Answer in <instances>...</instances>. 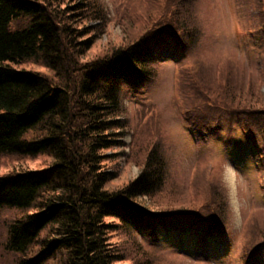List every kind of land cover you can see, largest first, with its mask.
Segmentation results:
<instances>
[{
	"label": "trees",
	"instance_id": "trees-1",
	"mask_svg": "<svg viewBox=\"0 0 264 264\" xmlns=\"http://www.w3.org/2000/svg\"><path fill=\"white\" fill-rule=\"evenodd\" d=\"M253 2L264 11L263 0ZM156 8L160 24L98 54L94 44L107 21L99 0H0V156L20 159L0 173V216L7 219L0 264H166L143 247L141 232L155 237L157 229L184 227L202 243L223 237L231 216L223 183L198 165L191 196H184L161 133L133 135L134 179L123 181L107 166L125 146L124 88L155 82L156 49L181 56L202 35L192 0H162ZM197 65L177 71L178 119L207 126L213 118L218 130L223 118L237 116L264 158V104H234ZM248 81L254 96L259 83ZM190 128L200 141L204 132ZM27 158L39 162L31 168ZM252 220L248 230L264 237ZM116 233L125 237L123 247L111 241Z\"/></svg>",
	"mask_w": 264,
	"mask_h": 264
},
{
	"label": "rangeland",
	"instance_id": "rangeland-1",
	"mask_svg": "<svg viewBox=\"0 0 264 264\" xmlns=\"http://www.w3.org/2000/svg\"><path fill=\"white\" fill-rule=\"evenodd\" d=\"M99 1L107 21L94 44V51L98 54L109 44L130 41L125 39L140 36L147 26L161 23L155 14L156 6L161 5L162 0ZM126 1L127 4L123 5ZM192 1L196 6L198 28L202 30L199 42L181 56L168 48L156 49V57L163 56L157 63L159 78L153 84L139 87L131 84L124 88L125 112L122 117L127 126L123 129L122 141L125 146L113 150L116 154L107 166L117 171L123 181L134 179L139 168L128 159L129 145L137 130H145L150 135L161 133L164 152L170 159L171 175L184 189L186 197L191 196L190 182L196 166L207 167L210 178L220 179L225 189L223 177L226 168L230 167L236 177L233 190L226 189L231 216L222 238L199 244L190 228L177 227L179 232L157 229L155 237L150 231H143L139 239L148 252L160 256L166 264H264V237L258 238L254 227L250 226V230L246 227L252 218L255 220L250 224L259 225V229L264 227V158L260 157L258 147H254L249 139L250 133L244 130L237 116L230 121L223 118L218 130L213 128V118L208 120L207 126L196 121L190 124L180 121L176 112L175 87L177 70L180 67L189 69L196 62L198 65L194 70H204L209 86L216 93H230L235 98L234 104L244 100L254 106L264 104V19L260 18L264 11L257 8L253 0ZM226 61L230 63L224 65ZM229 64L232 72L229 75V70L227 75ZM25 67L33 69L31 65ZM39 70L44 72L41 68ZM251 78L259 83L255 87L252 85L254 96L247 92L243 83L244 79L250 83ZM213 80L215 84L210 85ZM190 126L204 132L200 141L195 139ZM260 128L264 131V121L260 122ZM17 160L20 159L14 156H0V173L10 170ZM30 160L27 158L25 162L31 168L39 162V159ZM143 200L149 203L148 199ZM162 200L166 202V198ZM6 221L0 216V234ZM111 241L119 247L126 243L120 233L114 234Z\"/></svg>",
	"mask_w": 264,
	"mask_h": 264
},
{
	"label": "clouds",
	"instance_id": "clouds-1",
	"mask_svg": "<svg viewBox=\"0 0 264 264\" xmlns=\"http://www.w3.org/2000/svg\"><path fill=\"white\" fill-rule=\"evenodd\" d=\"M236 177V173L230 167L226 168L225 175L223 177L226 189L231 192L233 190V181Z\"/></svg>",
	"mask_w": 264,
	"mask_h": 264
}]
</instances>
